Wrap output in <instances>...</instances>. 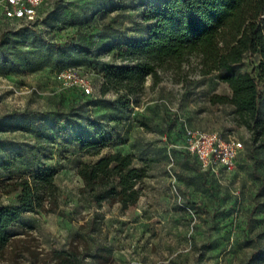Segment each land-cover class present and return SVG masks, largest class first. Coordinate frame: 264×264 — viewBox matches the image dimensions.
<instances>
[{
	"label": "rangeland",
	"instance_id": "rangeland-1",
	"mask_svg": "<svg viewBox=\"0 0 264 264\" xmlns=\"http://www.w3.org/2000/svg\"><path fill=\"white\" fill-rule=\"evenodd\" d=\"M156 0H47L45 21L26 23L0 9V202H17V177L55 169V211L36 209L15 223L0 249V264H240L264 247V147L250 142L238 122L218 71L204 74L196 56L158 66L128 104L100 90L103 69L116 62L115 41L148 35L143 10ZM72 47L58 48L67 39ZM258 56L240 70L257 71ZM70 65L89 78L94 92L74 97L56 77ZM261 108L264 111V86ZM35 109L34 117H4ZM185 126L218 131L244 143L235 168L211 172L174 146ZM116 151L147 166L141 194L124 207L115 199L93 203L80 192L83 162ZM174 175V176H173Z\"/></svg>",
	"mask_w": 264,
	"mask_h": 264
},
{
	"label": "trees",
	"instance_id": "trees-1",
	"mask_svg": "<svg viewBox=\"0 0 264 264\" xmlns=\"http://www.w3.org/2000/svg\"><path fill=\"white\" fill-rule=\"evenodd\" d=\"M143 19L149 23L147 36L112 43L116 62L103 69L100 90L105 93L113 89L118 100L128 104L132 96L143 91L148 75L160 78L158 66L178 65L196 56L202 73L218 71L220 79L229 84L231 95H223L222 101L235 106L238 122L251 133L250 142L264 147V0H156L146 5ZM44 21L43 16L41 21L28 23ZM73 44L68 38L57 46L63 49ZM1 45L0 39V50ZM254 56H258L257 71L239 69L246 57ZM37 114L35 109H23L3 116L28 118ZM77 172L83 180L80 192L93 203L115 199L127 207L137 202L141 194L138 182L148 170L145 165L134 164L132 153L116 151L93 162H81ZM55 175V169H37L15 179L21 189L17 202H0V249L15 235L12 227L25 213L56 210L59 187ZM260 190L264 191V180ZM55 252L65 264H80L70 252ZM202 260L200 254L192 264ZM240 264H264V247L253 249Z\"/></svg>",
	"mask_w": 264,
	"mask_h": 264
},
{
	"label": "built area",
	"instance_id": "built-area-1",
	"mask_svg": "<svg viewBox=\"0 0 264 264\" xmlns=\"http://www.w3.org/2000/svg\"><path fill=\"white\" fill-rule=\"evenodd\" d=\"M47 0H0L4 17L28 22L41 21V7ZM56 77L70 93L91 95L94 88L88 76L79 68L66 65L55 71ZM194 156L205 170L219 172L235 168L244 143L237 138H226L218 131L185 126L179 143L174 144ZM174 176V175H173Z\"/></svg>",
	"mask_w": 264,
	"mask_h": 264
}]
</instances>
